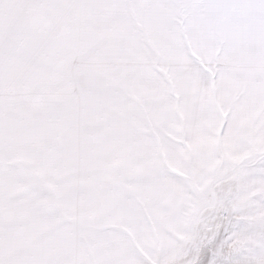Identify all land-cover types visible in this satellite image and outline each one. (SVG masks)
<instances>
[{
	"label": "snow or ice",
	"instance_id": "6c2138e0",
	"mask_svg": "<svg viewBox=\"0 0 264 264\" xmlns=\"http://www.w3.org/2000/svg\"><path fill=\"white\" fill-rule=\"evenodd\" d=\"M0 264H264V0H0Z\"/></svg>",
	"mask_w": 264,
	"mask_h": 264
}]
</instances>
